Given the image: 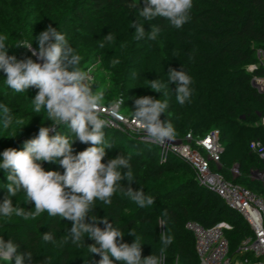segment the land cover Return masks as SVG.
Returning a JSON list of instances; mask_svg holds the SVG:
<instances>
[{
	"label": "trees",
	"instance_id": "trees-1",
	"mask_svg": "<svg viewBox=\"0 0 264 264\" xmlns=\"http://www.w3.org/2000/svg\"><path fill=\"white\" fill-rule=\"evenodd\" d=\"M132 3L138 6L129 7ZM143 6L144 0H0V36L6 37V44L13 46L7 48L8 55H15L17 59L31 57L37 61L31 51L14 46L28 40L32 41L33 49H38L36 37L39 33L48 25L57 28L80 56V63L98 55L106 66L109 62L115 65L116 91L124 101L120 107L127 114L132 115L135 98L151 96L168 101L167 112L162 113L160 119L164 123L172 122L177 139L184 140L187 133L198 138L218 129L222 145L218 171L264 200V189L246 178L251 173L252 162L256 158L261 161L249 149V141L258 139L264 144V126L261 124L264 90H258L251 82L253 76L264 77V64L256 54L259 48L264 51V0H193L189 20L180 29L161 17L151 22L140 18L146 31L156 24L161 26L160 33L171 40L169 50L164 54L158 50L157 43L153 49V40L135 38L132 22L138 18L137 12ZM122 15L132 20L131 27H127L128 36L123 39L122 49L111 53L112 40H106L105 36L124 28ZM139 41H143L144 47L136 45ZM249 65L255 67L248 70ZM169 67L176 70L183 67L192 78V96L184 105L175 99L174 83L169 85L167 96L149 88L151 80L161 79L167 83ZM4 79V73L0 72V104L9 108L13 125L9 129L3 128L0 109V153L8 148L22 150L24 142L34 138L41 126L51 125L45 112L36 114L32 110L31 99L36 95V89L17 93L6 87ZM20 119L24 125L15 123ZM56 131L63 133L66 129L61 126ZM105 132L112 148L106 149L107 155L102 162L107 163L120 153L130 154L136 179L131 186L143 188L145 194L155 198V205L140 209L117 193L110 206L97 202L89 219L91 215L107 216L109 222L125 233L123 242L128 244L136 239L129 234V230L135 229L143 242L142 258L159 254L160 234L167 231L173 237V243L167 250L166 264H200L194 236L185 228L188 220L204 227L225 222L227 227L223 232L229 255L241 257L238 247L252 234L249 225L212 189L197 183L193 170L184 159L167 152L161 162L157 144L118 128L108 127ZM90 146L79 141L73 144L75 152ZM234 165L238 166V173L233 177L230 171ZM42 167L61 174L64 171L58 163L42 162ZM212 167L217 169L213 163ZM6 175L0 170V203L8 195ZM122 184L127 185V180ZM17 199L26 211L34 207L22 200L23 193L13 198L14 206ZM99 226L104 227L103 224ZM70 227V221L50 218L46 212L27 222L16 217H0V236L5 241L11 236L19 245V251L31 252L32 264H98L101 257L91 255L87 245L61 242L65 228ZM45 232L53 233L55 239L45 243L42 239ZM84 242L94 243L88 237ZM114 264L119 262L114 261Z\"/></svg>",
	"mask_w": 264,
	"mask_h": 264
},
{
	"label": "clouds",
	"instance_id": "clouds-1",
	"mask_svg": "<svg viewBox=\"0 0 264 264\" xmlns=\"http://www.w3.org/2000/svg\"><path fill=\"white\" fill-rule=\"evenodd\" d=\"M137 3L129 5L136 8ZM193 0H144V6L139 8L138 18L132 22L137 40L147 37L156 40L161 26L152 24L146 31L141 19L153 21L163 18L176 29H180L190 17ZM111 41L112 34L105 36ZM38 49H33L32 41L22 40L14 47H23L32 52L31 57L17 59L8 55L6 37L0 36V72L4 73V83L7 88L17 93L28 92L30 88L37 90L31 99L32 110L39 114L46 113L49 126H41L38 134L24 142L22 150L5 149L0 156V170L7 175L5 185L7 197L0 203V217L19 218L25 222L34 221L47 213L50 218L59 217L71 222L70 228H65L61 237L62 243H72L77 246L87 245L91 255L101 257L98 264H166L167 250L173 243V237L162 232L159 237L161 247L157 254L142 258L143 242L138 238L135 229L129 230L136 237L131 244L123 242L124 232L107 216L93 213L97 202L110 206L112 198L119 193L136 204L140 209H150L155 205V198L145 194L143 188L133 189L135 179L131 167V155L120 153L107 163L102 162L107 155L106 149L112 144L106 140L105 129L112 121L104 114L103 92L94 90L89 83V75L81 70L80 56L71 47L65 35L57 28L48 25L46 30L36 37ZM101 47L104 45L101 44ZM118 63V61H113ZM167 83L161 79L151 80L153 91L168 95L170 84H176V101L180 105L188 102L192 96V78L183 69L169 67ZM123 100L109 104V111H117ZM3 112V128L13 125V117L6 105L0 104ZM168 101L154 99L151 96H141L134 99L132 117L137 129L151 143L165 145L176 139V130L169 120L161 121L162 113L167 112ZM16 124L24 125L22 119ZM64 126L66 132L56 131ZM55 132L54 135H50ZM90 144L85 150L75 152L74 142ZM75 153V154H74ZM42 162L58 163L64 169L48 170L42 167ZM161 162H164L162 158ZM127 180L128 184H122ZM23 193V201L34 204L26 211L20 206V199L13 205V198ZM103 224L101 228L99 225ZM162 225V224H161ZM85 237L94 243L85 244ZM45 243L55 239L53 233L45 232L42 236ZM19 245L9 237L7 241L0 236V260L12 261L13 264H32V253L21 252Z\"/></svg>",
	"mask_w": 264,
	"mask_h": 264
},
{
	"label": "built area",
	"instance_id": "built-area-1",
	"mask_svg": "<svg viewBox=\"0 0 264 264\" xmlns=\"http://www.w3.org/2000/svg\"><path fill=\"white\" fill-rule=\"evenodd\" d=\"M256 54L264 64V51L259 48ZM254 67L250 66V70ZM251 82L258 90H264V77L253 76ZM104 114L112 121L109 127L146 140L137 129L132 115L127 114L121 107L113 113L109 111V105H105ZM261 124L264 126V116L261 118ZM158 146L161 158L165 153L173 152L184 159L193 170L197 183L212 189L230 208L235 209L252 231L238 247L241 257H231L223 232L227 227L225 222L204 227L196 221L188 220L185 228L194 236L195 251L200 264H264V200L249 188L226 179L218 168H211V163H220L222 145L219 130L212 129L198 138H193L187 133L184 140L176 138L173 142ZM248 147L261 159L263 166L258 175L264 178V144L255 139L249 141ZM233 173L237 174L238 170L233 168Z\"/></svg>",
	"mask_w": 264,
	"mask_h": 264
},
{
	"label": "rangeland",
	"instance_id": "rangeland-1",
	"mask_svg": "<svg viewBox=\"0 0 264 264\" xmlns=\"http://www.w3.org/2000/svg\"><path fill=\"white\" fill-rule=\"evenodd\" d=\"M120 19H121V22L124 23L122 24L123 25L122 27L124 28L112 34L113 39L110 44L112 46L109 48V51L111 53L113 51L117 53L118 49H122V47L125 45L123 41L128 36L127 27H131L130 23L132 22V20L125 18L123 15L121 16ZM154 41L152 44L153 49L155 50L154 44L157 43L156 46L161 54H164L165 51H168L169 50L168 45L172 43L171 40H169L168 36H166L165 34H161V33H159L157 39ZM115 45L117 46L115 47ZM136 45L144 47L143 41H139ZM105 64L106 63H103L101 56L96 55V56H91L89 60L85 62H81L79 67L81 68V70L88 73L90 77L89 83L94 87V90L104 93L105 95L104 105H109L110 103H114L118 100H121L122 98L119 95V92L116 91L117 82H114L115 81L114 80L115 79L114 69L116 67L114 64H111L110 62L108 63L109 66H106ZM247 69L250 70V65L247 66ZM212 169H214V167H212ZM261 169H262V163L256 158L252 162L251 173L248 174L246 178L249 181L256 183L257 186H261L264 189V178L257 174L259 173V171H261ZM9 262L11 261L0 260V264H8Z\"/></svg>",
	"mask_w": 264,
	"mask_h": 264
},
{
	"label": "crops",
	"instance_id": "crops-1",
	"mask_svg": "<svg viewBox=\"0 0 264 264\" xmlns=\"http://www.w3.org/2000/svg\"><path fill=\"white\" fill-rule=\"evenodd\" d=\"M213 165H214L215 167H217V168L220 167V163H219L218 165H216V164L213 163ZM233 168H236L237 170H238V168L235 167V165H234L233 167H231L230 174L234 177V176H236L237 174L233 173Z\"/></svg>",
	"mask_w": 264,
	"mask_h": 264
},
{
	"label": "water",
	"instance_id": "water-1",
	"mask_svg": "<svg viewBox=\"0 0 264 264\" xmlns=\"http://www.w3.org/2000/svg\"><path fill=\"white\" fill-rule=\"evenodd\" d=\"M235 167H237V165H235ZM258 174V173H257Z\"/></svg>",
	"mask_w": 264,
	"mask_h": 264
}]
</instances>
